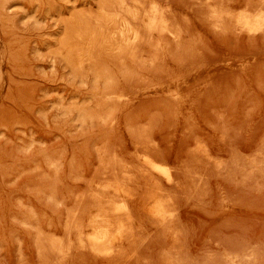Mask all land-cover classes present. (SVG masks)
<instances>
[{
  "label": "rangeland",
  "instance_id": "obj_1",
  "mask_svg": "<svg viewBox=\"0 0 264 264\" xmlns=\"http://www.w3.org/2000/svg\"><path fill=\"white\" fill-rule=\"evenodd\" d=\"M154 2L173 34L142 28L131 53L106 49L94 61L84 44L66 56L64 41L80 23L95 28L114 0H0V264H160L168 243L149 225L128 246L129 260L93 256L76 230L105 155L130 160L147 145L205 178L201 187V176L189 183L188 172L184 183L180 175L184 259L176 263L264 264V29L235 21L264 0ZM200 141L213 156L197 163ZM61 240L71 252H57Z\"/></svg>",
  "mask_w": 264,
  "mask_h": 264
},
{
  "label": "bare ground",
  "instance_id": "obj_2",
  "mask_svg": "<svg viewBox=\"0 0 264 264\" xmlns=\"http://www.w3.org/2000/svg\"><path fill=\"white\" fill-rule=\"evenodd\" d=\"M105 1H106V3H108L109 1L111 2L112 0H105ZM114 1L116 2L115 8L109 9L105 6L101 8L100 14L96 16V27L95 28H93L89 31L83 30L84 26H83V24L80 23L79 27L73 28L68 32V37H66V39L64 41V42H66L65 43L66 44V47H65L66 48L65 49L66 56H69L70 58H72L74 50L79 49L78 46L80 44H84L88 47H91V50L89 51V53L87 55H85V57L89 60L96 61L98 59H101L102 56L104 55V52H105L104 50H106V49L110 52V54L112 53L114 56L123 57V56L129 54V52L131 53L135 49V47L138 45V43L142 40V37L144 35L143 34L144 31H142V28H144V29L146 28L147 30H149V31H147V33L150 31H152V33H153L157 30L159 32L160 31H170V32H172V34L174 33V31L171 29V26L169 24L168 17L166 16L167 10L165 11L157 2L156 3L154 2L150 5H148L147 2L148 1L150 2V0H148V1L146 0V2L143 0H140L136 3V5H131L129 0H114ZM167 4H169V3L167 2ZM213 8H214V6H213ZM254 10H256V9H254ZM214 12H216V10ZM226 13H228V12H226ZM238 13H239V11H238ZM216 15H218V12L215 14V17H216ZM235 21H238L239 23H241V25H243V27H245L251 31L264 29V9H259L257 12L254 11V13L250 12L248 9L244 10L241 14L237 15V20H235ZM222 25H223V23H222ZM217 27H218V25H217ZM105 31H107V33ZM180 32H182V31H180ZM249 34H251V33H249ZM149 36H151V35H149ZM74 37H77L79 41L74 42ZM84 45H82V46H84ZM97 46H102V47L97 49ZM152 89H154V88H152ZM126 101H125V104H126ZM217 133H218V131H217ZM226 135H227V133H226ZM152 143H154V142L152 141ZM199 143L200 144H197L195 149H194V151L197 154H201L200 156L195 154L198 158V159H196L197 163H200V162H198V160H201V157L202 156L204 157L205 155H207L210 159H212L211 157L213 155H212L210 150L206 149L207 145L205 144L206 145V147H205V146H203V144H201L202 143L201 141ZM145 145H147V144H145ZM232 146H233V144H232ZM153 149H154V147H150L148 145H147V147H140V148L136 149L137 150L136 153L133 155V157L130 160H124V159L116 158L115 153H114L115 154L114 159L111 160V163L108 162L109 160L107 159V155H105L106 158L102 159L103 162L105 160L104 167H106L107 170H105L103 167V171H102L103 174L102 175L99 174V177H97L96 180L94 178L93 183L91 182L90 189H88L89 194L88 193L87 194L92 199V205L89 204L90 205V211H88V209H87V211L89 213L86 211L88 214L86 213L85 216L86 215H88V216H87V220H86L85 225L83 226V224H81V227L82 226L83 227L82 228L80 227V229H76L80 233V235H79L80 237L77 235L79 237V245L81 244V246L88 248L90 250V253L91 252L93 253V256H95V255H97L96 257L105 256L108 258L109 257L112 258V257L117 256V258H118V256L121 257V255H123L122 258L124 260L128 259L127 257L124 258L125 253L128 252V248L131 245L137 243V241L139 240L141 232L147 230L148 225H149L151 230H154L156 232L155 237H157L159 235L158 241L160 240V236H161L163 239H165L167 241L168 246H169V248L167 246V249H168L167 251L165 248L166 252L163 251V252H165V253H163V256L164 255L165 256L161 257L163 259L161 260V262L159 261L160 264L161 263L162 264L163 263L164 264H178L176 262L183 261L184 258L181 259V257H180V259H179V256L184 257L183 256L184 254L180 255L181 251H179V250H181V249L178 250V248L180 247V245L178 247V244L182 240L181 237H183L182 236L183 231L181 229L180 224L182 221L181 218H182V200H183V196L181 194L183 193L182 192L183 188L186 189L185 187L187 186L186 184H185L186 186L183 185L186 181L184 177L188 176V174H186V173L189 172L190 173L189 177L190 178L192 177L190 179L189 183H191V180H198V181H195V183L196 182L198 183L200 181L199 179L201 176L202 179L198 183L200 185L201 182L203 183L202 180L205 179V178H203L204 176L202 177V175H204V174L201 175L199 170H193V169L198 168V166L195 165L197 163L194 162L196 156L193 157L194 160H193V158H191V159L193 160L192 163H194V165L197 168H194L195 166H193V165L189 166L188 168L193 167V168H191L193 171L187 172L186 167H185L186 164L183 165L182 163L179 162V164L176 167H173L170 165V158L169 157H167L163 153H160L158 150H157L158 152H155ZM219 149H221V148H219ZM221 151H220V153H221ZM191 153H192V150H191ZM207 156H206V158H207ZM109 157L110 156L108 155V158ZM111 158H113V157H111ZM239 159L240 158H238V160ZM242 159H243V157H242ZM203 161H204V158H203ZM106 162H108L109 164L107 163L108 165H106ZM207 162H210V160ZM201 163H203V162H201ZM237 163H239V162H237ZM228 164L230 166L229 162H228ZM244 164H246V162H244L243 165ZM200 165H202V164H199V166ZM234 165H235V163H234ZM229 166H228V168H229ZM182 174H183V177L180 176ZM181 177L184 179V181H183L184 183L180 180ZM213 178H215V177H213ZM206 181H207V179H206ZM194 186H195V184H194ZM202 186H204V183L201 185V187ZM199 187H196V188L198 189ZM191 188L193 189V187H191ZM204 190H205V188H204ZM184 191H186V190H184ZM185 195H186V193H185ZM189 195L190 194H188V196ZM199 197H200V195L198 196V198ZM192 198L194 199V198H196V196L192 197ZM185 204H186V202H185ZM77 216H79V215H77ZM143 219H144V221H143ZM74 222L76 224L75 220H74ZM84 222L85 221H83V223ZM143 233H145V232H143ZM146 233H148V232H146ZM72 234H73V232L71 233V235ZM151 234L153 235V233H151ZM147 235H150V233ZM152 235H151V237L154 236V235L153 236ZM75 236H76V233H75ZM143 237L146 238V235L145 236L143 235ZM147 238H150V237L147 236ZM58 240H60V239H58ZM184 240H186V239H184ZM64 241H62V240L58 241V242H61L59 245H58V243H56L58 245L56 248L57 252L66 253L67 250L70 249V246H66L68 244H66V243H65L66 245L63 244ZM149 241H151V238ZM67 242H68V240H67ZM144 242L146 244L145 240H144ZM56 244H55V246H56ZM70 244L71 243L69 242V245ZM75 244L77 245L78 243L76 242ZM162 246L164 247L165 244L164 245L162 244ZM181 246H182V244H181ZM144 247H145V245H144ZM242 247L241 248L239 247V248L242 249ZM83 250H84V248H83ZM130 250H132V249L129 248V251ZM135 250H137V247H136V249L134 248V251ZM239 251L241 252V250H239ZM132 252H133V250H132ZM247 252L249 253V251H247ZM126 255H128V254H126ZM129 255H132L131 252L129 253ZM157 255H159V254H157ZM128 257H130V256H128ZM136 257H138V256L136 255ZM240 257H241V255H240ZM133 258L135 259V257H133ZM102 259H105V258L103 257ZM114 260H115V258H114ZM233 261H234V259H233ZM190 262H191V260H190ZM179 263H181V262H179ZM194 263H196V262H194ZM182 264H183V262H182Z\"/></svg>",
  "mask_w": 264,
  "mask_h": 264
}]
</instances>
